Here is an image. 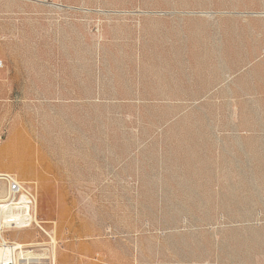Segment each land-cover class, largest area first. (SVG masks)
I'll return each mask as SVG.
<instances>
[{"label":"rangeland","instance_id":"1","mask_svg":"<svg viewBox=\"0 0 264 264\" xmlns=\"http://www.w3.org/2000/svg\"><path fill=\"white\" fill-rule=\"evenodd\" d=\"M0 63V120L30 138L5 175L36 184L39 224L7 245L264 264V0H0Z\"/></svg>","mask_w":264,"mask_h":264},{"label":"built area","instance_id":"2","mask_svg":"<svg viewBox=\"0 0 264 264\" xmlns=\"http://www.w3.org/2000/svg\"><path fill=\"white\" fill-rule=\"evenodd\" d=\"M2 64L0 63V68ZM6 182V189L1 200L4 205L19 209L20 217H8L6 225L0 219V234L5 228H25L32 224L39 226L36 220V192L29 184L16 180L9 175L2 176ZM0 244L5 241L0 237ZM18 255L12 248H7L0 254V264H20Z\"/></svg>","mask_w":264,"mask_h":264},{"label":"crops","instance_id":"3","mask_svg":"<svg viewBox=\"0 0 264 264\" xmlns=\"http://www.w3.org/2000/svg\"><path fill=\"white\" fill-rule=\"evenodd\" d=\"M5 67L0 68V99L4 96H7L11 90H13L15 83L13 80H17L14 75L8 72V69H4ZM15 78V79H14ZM0 110L1 107H0ZM4 130V131H2ZM2 131L3 136L0 139L3 141L0 143V174H13L16 173L15 166L22 164V158L20 154V149L17 154L14 152L11 155L10 149L11 144H14V149L20 148L22 140L21 139H30L23 135L21 131H19L16 127H11V121L0 120V133ZM8 160L14 161V167H11V164L8 163ZM34 184L31 186L33 187ZM36 189V184L34 185Z\"/></svg>","mask_w":264,"mask_h":264},{"label":"bare ground","instance_id":"4","mask_svg":"<svg viewBox=\"0 0 264 264\" xmlns=\"http://www.w3.org/2000/svg\"><path fill=\"white\" fill-rule=\"evenodd\" d=\"M220 46V45H219ZM170 53V52H169ZM154 55V54H153ZM169 54L167 53L166 55L164 56H168ZM172 55L174 57L176 56H179L178 53L176 52H173ZM157 56V55H156ZM160 56V55H159ZM162 56V55H161ZM194 55H192L193 57ZM166 58V57H165ZM1 175V174H0ZM3 176H6V175H3ZM2 179V178H0ZM3 200H1V197H0V219L2 220L3 224L6 225V221H7V218L8 217H20V211L18 210V208L16 207L15 209L9 207V206H6L4 205V203H2ZM0 237H3L1 234H0ZM5 240V238H3ZM28 244H31V243H23V242H12V244H8L6 242L0 244L1 247H0V254L2 252H4L7 248H12L15 250V253L18 255V259H19V263L20 264H31V263H38V261H35V262H31V259H42V258H45V257H31L29 256V254L31 253V249L29 248H24L25 245H28ZM55 257L56 255L54 253H52L51 255V264H55ZM41 264V262H40Z\"/></svg>","mask_w":264,"mask_h":264}]
</instances>
